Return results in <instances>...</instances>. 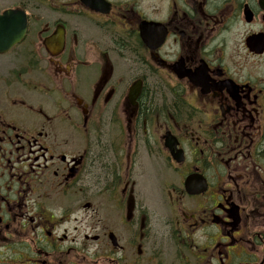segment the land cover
Returning <instances> with one entry per match:
<instances>
[{
    "label": "flooded vegetation",
    "instance_id": "af4514ba",
    "mask_svg": "<svg viewBox=\"0 0 264 264\" xmlns=\"http://www.w3.org/2000/svg\"><path fill=\"white\" fill-rule=\"evenodd\" d=\"M36 1L0 0V264H264V0Z\"/></svg>",
    "mask_w": 264,
    "mask_h": 264
},
{
    "label": "water",
    "instance_id": "95a60500",
    "mask_svg": "<svg viewBox=\"0 0 264 264\" xmlns=\"http://www.w3.org/2000/svg\"><path fill=\"white\" fill-rule=\"evenodd\" d=\"M26 31V16L22 10L7 9L0 13V52H6L19 42ZM58 33L52 38L56 40ZM133 93V86L131 88Z\"/></svg>",
    "mask_w": 264,
    "mask_h": 264
},
{
    "label": "rangeland",
    "instance_id": "374dc122",
    "mask_svg": "<svg viewBox=\"0 0 264 264\" xmlns=\"http://www.w3.org/2000/svg\"><path fill=\"white\" fill-rule=\"evenodd\" d=\"M10 2H11V0H4V2H3V6H2V7L7 6V4L10 3ZM29 3L31 4V6H32V5H36V6H38L39 8H44V7H45L44 4H42V3H40L39 1H36V0H29ZM42 15H43L45 18H50V17H52V16H55L54 14H52L51 12H49L48 10L43 11V12H42ZM51 15H52V16H51ZM29 35H30V34H29ZM21 48H22V45L17 46L16 48H14V50H13L12 52H10L9 54L5 55V57L3 56V61L0 60V62L6 63V62H8L7 60H9V59H10V60H14V59H15V61L19 62V61L22 59V57H20V55L17 54L16 51L21 50ZM2 73H3L5 76L7 75L3 70H2ZM163 176H166V174L163 173ZM170 178H171V179H175L176 177H170ZM149 198L151 199V197H149ZM158 205H159V203H158Z\"/></svg>",
    "mask_w": 264,
    "mask_h": 264
}]
</instances>
